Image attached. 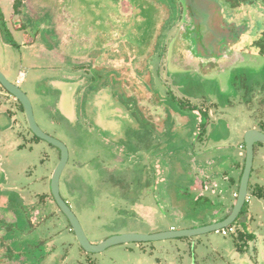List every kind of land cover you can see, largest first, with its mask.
I'll return each instance as SVG.
<instances>
[{"label":"rangeland","instance_id":"obj_1","mask_svg":"<svg viewBox=\"0 0 264 264\" xmlns=\"http://www.w3.org/2000/svg\"><path fill=\"white\" fill-rule=\"evenodd\" d=\"M186 3L190 0H22L15 15V0H0V72L29 97L38 126L68 148L61 194L92 244L120 234L197 228V221L212 216L214 210L182 213L183 200L172 196L178 174L196 175L195 192L212 184L203 192L214 198L218 190L227 209L235 201L227 178L238 183L245 134L264 125V56L249 45L262 25L258 21L247 39L242 26L225 22L249 14L246 9L223 14L226 0H194L202 15L196 18ZM234 43L246 45L235 56L243 61L232 64L218 55L221 44L230 49ZM230 50L229 59L235 52ZM213 53L230 67L213 66ZM20 73L25 76L18 84ZM59 162V150L36 139L21 104L0 86V217L9 214L12 223L10 213L23 215L17 210L23 203L51 200L50 180ZM99 174H131V204L118 199L117 186L107 178L101 187L109 191L90 208L73 178L96 188ZM138 174H147L146 183ZM257 185L264 187L261 144L255 146L241 219H256L250 226L255 240L240 243L246 255L234 242L239 226L230 236L213 232L88 254L62 215L39 226L37 210L31 219L36 227L21 220L14 235H4L9 242L1 241L0 228V264H264V198L251 195Z\"/></svg>","mask_w":264,"mask_h":264},{"label":"water","instance_id":"obj_2","mask_svg":"<svg viewBox=\"0 0 264 264\" xmlns=\"http://www.w3.org/2000/svg\"><path fill=\"white\" fill-rule=\"evenodd\" d=\"M190 8L192 15L194 17L201 18L202 15L201 13L198 12L194 0H190ZM16 20H19L18 16ZM200 26H201V32L207 31L206 27H204L202 24H200ZM0 85L4 90H6L10 95H12L23 107L27 116L29 128L33 133V135L38 139L47 142L48 144L57 148L60 151V162L51 178V193L57 206L64 214V216L68 219L72 231L77 239V242L86 253L99 254L117 245H125L131 243H150V242L169 240V239L193 238L213 232L218 233L219 231L232 226L237 221L238 217L241 215L249 196V192H248L249 182H250L253 163H254L255 146L257 144L264 145V133L255 129L249 130L245 134V139H244L245 147H246L245 167L240 179L235 205L233 207L232 212L225 220L203 227H197L186 230H170L167 232H161V233L149 234V235L138 234V233L120 234V235L112 236L99 244H92L89 241L80 223V220L72 210L71 206L65 202V200L61 195V190H60L61 178L69 161L68 148L61 141L46 134L38 126L34 116L32 103L29 97L17 85L8 81V79L2 72H0Z\"/></svg>","mask_w":264,"mask_h":264},{"label":"flooded vegetation","instance_id":"obj_3","mask_svg":"<svg viewBox=\"0 0 264 264\" xmlns=\"http://www.w3.org/2000/svg\"><path fill=\"white\" fill-rule=\"evenodd\" d=\"M261 3L264 4V0H226V3H225V5H226L225 7L226 8L223 11V14H224V12L229 14V13H232L233 11H239V10H245V9L247 10V12L249 14L241 16L240 19H238L236 21H234V19H233L231 22H229L227 20L228 18H226V21H225L230 27H235V28L237 27L238 28V27L242 26L245 29V36L247 37V39L249 38L248 35L250 33H252L253 31L255 32L257 30L256 25H257L258 21L261 22L262 29H261L260 35L257 38L254 37V38L250 39V44H249L250 47H253L254 49H256V51L254 53H255V55H258V56H260V55L262 56L261 52L264 51V11H262V9H261V7H262ZM189 7H190V4H189ZM190 10H191V8H190ZM222 26H223V24H222ZM231 30H234V28H231ZM198 38H199V36H198ZM245 45H246V43L245 44L244 43H242V44L234 43L233 45H231L232 46L231 48L234 49L233 51H235V52H234V57L232 56L231 59H229L228 56H230V54L228 55L227 52L231 51L230 50L231 48L229 49V47H227V45L221 44L220 45L221 48L219 47L221 49V52H220V54L218 56H221V58L224 57V61L225 60L230 61L232 64L241 62V61H243V58H238V57L236 58L235 56L238 54V52H241V51H239L238 48H241L243 46V49H244ZM215 55L216 54L213 53L210 56V61H212L211 64L213 66L220 67L221 69H225L227 66L230 67V62H229V64H226V67L222 66V65H225V62L224 61L223 62L216 61ZM261 104H264V100H261ZM261 127H262L261 130H259L258 128H255V127L253 129L261 131V132L264 133V125H261ZM59 158H60V151H59ZM146 175L147 174H144V176H143V180L144 181L146 180ZM192 175H194V184H195L197 178L195 177L196 176L195 174H192ZM149 176H150V174H149ZM181 176H182V174H180V177ZM180 177H179V174L174 176L172 178L174 180L173 184L175 185V187H178V186L180 187V192L179 193H180V195H182V197L183 196L187 197L185 194L188 193V189L190 188L189 187L190 181L184 180L182 177L181 178ZM208 179H209L208 177H203L202 180L208 184L209 183ZM145 183H146V181H145ZM192 187H194V185ZM213 187L214 186H212V184H210V188L206 185L205 188L202 189L201 193L196 191V194H197L196 199L202 198V200L200 199L198 201V203L196 204V206H193L191 204L190 208L189 207L187 208L189 210V212H191V213H188L191 216H192V210L193 209L198 210L197 213L200 212V211L206 212L207 210H214V214L212 216H207L206 215L207 217H206L205 221H204V219L197 221L199 223L198 227L208 226V225L215 224V223H218V222H221V221L225 220L230 215V213L232 212L233 207L235 205L238 192L236 194H234V196L235 195L236 196L234 198L235 201L233 202V206L230 207L229 209H227L221 203V201H219L220 197H221V193L218 192V190L216 191L217 194H216V197H214V198L212 196H207L205 194L206 192H203V191H210V190L213 189ZM49 189H50V198H51V200H49V199L47 200V198H43L39 203H35L34 205H26L25 203H23L22 204L23 206H20V207L18 206L17 207V210H20V211L22 210L24 218H23V215H21V214L18 217L14 212H11L10 214H13L15 216V221L12 222V223L10 222L11 223L10 224L7 221V218L10 216L9 214L6 215L5 217H2V216L0 217V219H1L0 220V228L1 229L4 228V234L2 235V239H1L2 242H9V241L4 239V237H5L4 235L6 233L8 234L9 232H11V235H14L15 234L14 232L16 231L15 229L19 228V226L21 224V220L24 221V222L26 221V223L30 224V226H33L35 228L36 226H34L35 224L33 223V221L31 219H32V216L34 215V212L37 211V210H38V218H37L38 220L37 221L39 222L38 223L39 226L41 224L50 225V223L52 221H54V220L57 221L61 217V215L68 221V219L64 216V214L61 212V210L57 206V204H56V202H55V200H54V198L52 196V193H51V180H50V188ZM169 189L170 188H167V190H166L167 193H168ZM60 190H61V183H60ZM164 194L166 195V193H164ZM63 199L65 200V202L67 204H69L67 199H65L64 197H63ZM206 199L208 200V202L206 201ZM124 200H126V199H124ZM126 201H127L128 204H131L130 201H128V200H126ZM183 202H184V204H183L184 206L182 207L181 211H182V213L183 212L186 213L185 210H187V209L184 210V208L188 204L186 203L185 200H183ZM132 205L135 207L134 204H132ZM139 205L144 207V205L141 203L140 200H139ZM42 206H44V207L45 206H49L50 207L51 211L48 214V216L41 217ZM71 208H72V206H71ZM25 210H27V211H25ZM57 212H58V215H57ZM244 216L240 215L238 217L237 221L232 226H234L235 228L239 226L241 228L240 230H243L242 225L248 219V218H246L244 221H241L242 217H244ZM124 217L127 218V216H124ZM131 217H134V212H133ZM131 217H128V218L130 219ZM253 223H254V221L251 222L250 226ZM69 230H70V232L73 233L72 228L71 229L69 228ZM235 233L236 232H233V233L229 234L228 236L234 235ZM45 242L47 244V241H45ZM1 244H3V243H1ZM245 251H243L241 253L243 255H246L247 252H245ZM21 258H23V257H21ZM25 260L27 262L29 261L28 258H25Z\"/></svg>","mask_w":264,"mask_h":264},{"label":"trees","instance_id":"obj_4","mask_svg":"<svg viewBox=\"0 0 264 264\" xmlns=\"http://www.w3.org/2000/svg\"><path fill=\"white\" fill-rule=\"evenodd\" d=\"M21 2H22V0H15V4H14L15 15H18L21 12L20 11ZM187 6H189V4H187ZM189 10H190V7H189ZM190 12H191V10H190ZM191 14H192V12H191ZM18 29H20V30L23 29L24 30L23 25L21 26V28H18ZM10 44L12 46L17 47V43L14 42V41H12ZM261 54H262V56H264V51H262ZM190 108H193V107H190ZM194 110H195V108H194ZM200 137H201V135H200ZM36 139H38V138L36 137ZM137 176H138V178L140 177V179H138V181L139 180L143 181L144 174H138ZM152 176H153L152 179L154 180L155 174H152ZM191 176L194 177V175L189 174L184 179V180L190 181V183H189V187L190 188L188 189V193L185 194L187 197H184V196L182 197V195H180V193H179L180 192V187L179 186L178 187H175L176 189L173 190L174 191V194H172V196H175L176 198H178V200H185L186 201V203L188 205H186V207L184 208V210L187 209L188 207L190 208L191 204L193 206H196V204L198 203V201L200 199L202 200V198L196 199L197 194H196L195 191H193V188H191L194 185V179L193 180L192 179L190 180V177ZM107 178H109L110 181H113V186H117L118 189H116L114 191L120 194V195L117 194L118 199L121 198V199H126V200L129 201L128 198H130L131 195L133 193H135V190H132L131 189V187H132L131 184L133 182H135L134 181V178H132V181L130 180L131 174H99V178L97 179V181L95 183L96 186H98L96 188H93V187H95V185H91L89 183H86L84 180L81 181L80 177H74L73 178L74 183L78 187V189L76 191L77 192H80L82 196L88 197V201L89 202L87 204H89V207L90 208H93L95 206L97 199L100 198L103 193L109 191L108 188L102 189V187H101V184L102 183H105V180ZM240 179H241V177L239 178V181H238L239 184H240ZM147 183H148V181H147ZM233 184H234V182H233ZM81 188H83V189H81ZM80 189H81V191H80ZM121 190H124L125 193L122 194L121 193ZM114 191L112 193H114ZM142 193H143L142 190L141 191H138L137 192V194L139 195L138 197H140V195ZM166 194H167V192H166ZM251 195L253 197H257L259 199H263L264 198V187L258 186V185L255 186L252 189ZM125 196H127V197L125 198ZM206 201L208 202L207 199H206ZM138 204H139V199H138ZM50 211L51 210H50V207L49 206H45V207L42 206L41 217L48 216V214L50 213ZM246 213H247V206L245 205V207H244V209H243V211L241 213V216L242 215L243 216L246 215ZM187 216H189V214H187ZM124 218H126V217H124ZM251 222H252V218H249L248 217L247 221L242 225L243 230H238L237 229L238 235H237V238L234 237V242H235V246H236V248H237V250L239 252H243L244 251L243 249H245V248H243V246H241L240 243H250V242H252V241L255 240V234L250 230V224H251ZM70 229H71V227H70Z\"/></svg>","mask_w":264,"mask_h":264},{"label":"crops","instance_id":"obj_5","mask_svg":"<svg viewBox=\"0 0 264 264\" xmlns=\"http://www.w3.org/2000/svg\"><path fill=\"white\" fill-rule=\"evenodd\" d=\"M19 21H20V19L19 20H16L15 19V22L16 23H19ZM14 22V23H15ZM18 28H21V26L18 24ZM20 30V29H19ZM22 31H23V29H22ZM24 35L26 36V32L24 31ZM24 73H20V77H21V79L20 80H17V83L19 84V83H21L22 82V80H23V78H24ZM240 146H242V145H240ZM220 178H221V176H220ZM229 180V185H231V188H230V192L232 193V195H234V194H236L237 193V191H236V185L238 186V188H239V183H237L236 182V179H231V178H228ZM233 182H234V184H233ZM214 185L216 184L215 182L213 183ZM195 185V184H194ZM193 188V187H192ZM247 218H248V216H246ZM184 219V218H183ZM252 221H256V219L255 218H252ZM171 230H176V229H171Z\"/></svg>","mask_w":264,"mask_h":264},{"label":"built area","instance_id":"obj_6","mask_svg":"<svg viewBox=\"0 0 264 264\" xmlns=\"http://www.w3.org/2000/svg\"><path fill=\"white\" fill-rule=\"evenodd\" d=\"M240 148L242 150H245V147L244 146H241ZM248 201H249V198H248L247 202ZM233 232H235L234 226H230V227H228L226 229H223V230L219 231L218 233L221 234V235H223V236H228L229 234H231Z\"/></svg>","mask_w":264,"mask_h":264}]
</instances>
